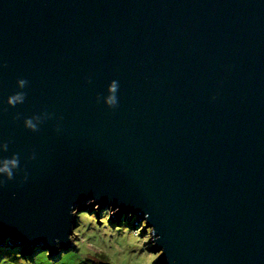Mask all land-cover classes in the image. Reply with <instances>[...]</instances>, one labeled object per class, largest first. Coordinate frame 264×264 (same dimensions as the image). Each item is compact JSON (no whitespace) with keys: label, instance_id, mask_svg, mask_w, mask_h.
Returning <instances> with one entry per match:
<instances>
[{"label":"water","instance_id":"1","mask_svg":"<svg viewBox=\"0 0 264 264\" xmlns=\"http://www.w3.org/2000/svg\"><path fill=\"white\" fill-rule=\"evenodd\" d=\"M0 60V108L29 81L0 110L29 171L0 188L9 248L67 249L69 204L96 196L151 213L159 264H264L261 0H0ZM112 78L116 108L96 100ZM42 110L38 132L12 119Z\"/></svg>","mask_w":264,"mask_h":264},{"label":"clouds","instance_id":"2","mask_svg":"<svg viewBox=\"0 0 264 264\" xmlns=\"http://www.w3.org/2000/svg\"><path fill=\"white\" fill-rule=\"evenodd\" d=\"M261 2L264 3V0ZM5 65L6 61L0 60V68ZM87 79L91 82L92 78L89 76ZM28 83L26 77H17L15 80L17 90L4 98L3 105L15 108L24 103ZM119 87L116 78L110 79L105 91L96 94L97 102L102 101L108 108H116L119 103ZM210 99L215 101L216 94L214 93ZM7 107L0 110L6 111ZM54 115L47 110L33 112L31 115L16 112L12 119L15 121L22 118L25 129L38 132L40 126ZM53 127L57 134L62 132L59 123ZM10 143L9 139L0 137V188L5 187L9 181L16 180L23 184L29 180V171L21 164V153L11 151L10 155H4L9 153ZM37 158L38 153L34 149L29 150L24 157L26 161ZM85 205L82 207L72 202L67 208V216L70 219L67 222L66 238L71 246L66 250L61 246L60 236L54 237L58 249L56 255H53L49 248H40L30 256H25L18 246L9 248L0 241V264H154L165 253V247H157L161 236L156 224L150 223L149 211H144L137 222L131 211L117 218L116 213L120 212L119 205L113 206L108 203L101 206L96 196L89 197ZM165 259L168 264H179L173 255H168Z\"/></svg>","mask_w":264,"mask_h":264},{"label":"rangeland","instance_id":"3","mask_svg":"<svg viewBox=\"0 0 264 264\" xmlns=\"http://www.w3.org/2000/svg\"><path fill=\"white\" fill-rule=\"evenodd\" d=\"M135 217V219H136V216H134ZM132 219V217L130 218V220ZM8 240H9V238L8 239H5L3 242L8 246L9 244H8ZM19 249H20V247H19ZM65 250H66V248H64ZM36 250H38L37 248L36 249H34V250H32V251H30V252H24L23 254L25 255V256H30L34 251H36ZM58 253V251L57 252H54V253H52L53 255H56ZM160 263V261H156V262H154V264H159Z\"/></svg>","mask_w":264,"mask_h":264}]
</instances>
